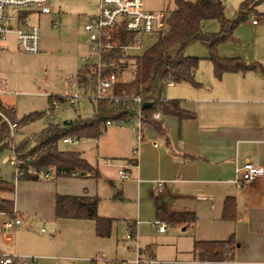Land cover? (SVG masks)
Segmentation results:
<instances>
[{
	"label": "rangeland",
	"instance_id": "1",
	"mask_svg": "<svg viewBox=\"0 0 264 264\" xmlns=\"http://www.w3.org/2000/svg\"><path fill=\"white\" fill-rule=\"evenodd\" d=\"M244 1L246 0H224L226 17L235 19ZM86 2L87 0H71L69 12L76 15L71 17L67 27L63 23L60 27H55L51 16L46 15L40 16L39 22L38 19L30 21L33 25L39 24V54L22 52L15 42L0 51V78L7 81L8 91L15 95L12 100L16 103V113L12 121L21 120L35 112L49 115L52 109L51 100L56 97H65L67 102L54 110V123L64 124L65 121L91 119L95 115L96 101L91 98L92 92L89 91L86 95L84 89L72 82L76 81L73 77L84 67L81 59L89 53V37L84 31L85 21L79 19V16L89 14ZM175 2L176 0H144V9L149 12L163 11L169 16L175 8ZM24 11L26 10H22L21 14L27 16ZM253 20L256 21V26H253ZM204 30L208 33H218L220 26L216 21H209L205 22ZM158 36L141 35L143 48L130 51L129 55L141 56L157 42ZM234 36L235 42L219 47L220 56L244 58L243 55H249L251 59L247 61H258L264 65V0L249 14L248 20L238 26ZM224 49L229 52V56L221 54ZM175 52L176 48L171 50L170 54ZM186 55L201 59L198 77L206 75L207 69L210 71L208 51L202 43H193L187 49ZM129 69H125L121 74V81H130L133 78V72ZM176 89L174 86L164 87L162 97L170 98ZM75 95L79 98L73 99ZM49 122V119L44 117L19 129L27 135L24 139L33 138L40 134ZM129 128L137 130L136 124H131ZM18 138L16 135V144L21 142ZM90 140L99 142V139ZM59 148L62 151L80 152L93 167H97V149L92 142L81 141L80 145H65L61 141ZM12 155V150L0 153V176L15 185V193L5 194L4 197L15 200L16 209L19 210L16 216L21 219L22 224L13 233L12 241L7 244L0 243L1 252L10 253L18 249L49 246L57 242V248L48 252L56 256L52 264H105L110 260L133 261L137 247L149 252L159 261L173 260L175 256L180 255L178 252L190 250L192 247V226L184 231L186 225H168L167 233L156 232V204L154 201H148L145 194L140 195L135 183L120 178L124 162L107 159V165L100 164L99 178L63 177L53 172L49 180L41 178L39 182L19 180L20 182L16 183L15 170L9 163ZM87 174L96 175L94 171ZM84 189L99 198V215L114 220L110 237L99 238L93 221L80 224L84 222L58 219L54 215L52 193L73 194ZM133 227L137 233L136 241L127 240ZM52 237L54 240L50 242Z\"/></svg>",
	"mask_w": 264,
	"mask_h": 264
},
{
	"label": "crops",
	"instance_id": "2",
	"mask_svg": "<svg viewBox=\"0 0 264 264\" xmlns=\"http://www.w3.org/2000/svg\"><path fill=\"white\" fill-rule=\"evenodd\" d=\"M99 2L100 0H87L89 14L79 16V19L86 24L92 16L97 15ZM70 4L71 0H53L52 12L46 16H51L52 23L59 21L58 27L61 23L67 27L71 17L76 15L69 12ZM26 13L29 22L32 19H38L39 22V17L43 15L37 10ZM36 25L39 28V24ZM13 42L18 46L15 34L0 40V51L9 48ZM228 53L225 49L221 51L225 56H229ZM243 57L245 60L251 59L249 55ZM260 64L263 71L227 73L220 79L215 77L211 64L206 75L198 77L197 70L195 80L198 86L175 83L164 76V81H158L147 97L148 100L178 101L188 117L179 118L173 114L161 116L163 132L151 126H143L140 144L137 142V130L129 128L131 125L106 127L103 135L98 138L99 142L84 140L96 146L98 156L97 167L88 162L96 175L83 174V178H99L100 164L107 165V159L120 160L125 163L123 170L131 173V177L123 181L135 183L138 193L145 194L146 199L154 201L156 205L158 197L167 217L175 218L181 214H193L196 217V222L192 225V247L190 250L178 252L180 255L169 261L179 260L190 264H264V177L241 186L235 183L236 170L245 163L264 167V65ZM80 71L81 69L78 73ZM3 81L6 80L0 78V92L8 90L7 81L5 86ZM72 82L76 84L73 80ZM172 86L177 88L175 93L170 98H163L164 87ZM13 96L15 95L0 94V102L4 106L16 107ZM20 129L17 134L18 141L27 137ZM136 148L139 151L137 156L134 155ZM52 175L53 172L48 179L43 176L41 178L49 180ZM158 182L165 183V192L162 195H158L156 191ZM52 195L55 215V199L62 194ZM63 196L96 197L99 202V198L90 195L86 189ZM228 198L235 202L233 220L223 218ZM16 211L19 214V210ZM76 221L84 222L80 224L89 222ZM164 223L167 225L166 231L161 233L156 228L157 233H167L169 224ZM189 227L186 226L184 231ZM231 238L238 244L233 261H199L198 253L194 251L196 241L226 242ZM50 240L52 242L54 238ZM56 245L57 242H53L49 246H34L10 253L0 252L7 255L33 256L37 258V264H52L56 256L48 252L50 249L55 250ZM155 261L154 264L167 262Z\"/></svg>",
	"mask_w": 264,
	"mask_h": 264
},
{
	"label": "trees",
	"instance_id": "3",
	"mask_svg": "<svg viewBox=\"0 0 264 264\" xmlns=\"http://www.w3.org/2000/svg\"><path fill=\"white\" fill-rule=\"evenodd\" d=\"M262 2V0L244 1L235 19L230 20L225 15L224 0H176L175 8L169 14L165 30L159 34L157 42L147 49L141 56H123L113 51L107 52L104 57L106 75L111 73V64L117 63L123 70L133 72L130 81H121L114 85L112 94L118 99V103L109 100H96L95 115L91 119H77L70 124L52 122L56 109L51 100L50 114L30 113L18 120L19 128L44 117L49 119L48 126L33 138H27L16 144L11 140L8 128L5 126L0 132V153L4 150H15L20 159L29 158L26 163L25 174L19 178L23 181H39L47 172H55L58 176L70 177L73 173L78 176L93 171V167L82 157L80 152L62 151L59 143L65 138L75 137L80 141L100 138L105 129L106 122L119 118H134L138 111V105L130 101V98L145 97L154 90L159 77L165 76L175 83H187L198 86L195 80L196 72L201 59L189 57L186 51L195 42L202 43L208 51V60L213 66L217 79L227 73H247L263 71L258 62H249L243 58H224L219 54L222 44L235 42V32L238 26L248 20L249 14ZM26 19V14L21 16ZM216 21L220 26L218 33H208L204 30L205 22ZM135 39V34L119 31L114 36L118 43L126 44ZM176 48L175 54L170 51ZM96 69L84 66L74 77L78 86H84L85 93L94 92V84L91 77L96 76ZM59 104L67 102L65 97L55 98ZM148 99V98H147ZM151 106L143 108V126H151L159 132H163L161 121L154 118L156 112L161 116L177 115L185 118L189 115L181 109L178 101H166L155 99ZM0 108L6 112L4 108ZM12 119L14 114H9ZM18 128V129H19ZM15 193V185L6 182L0 176V213L12 218L18 213L14 199L4 197L5 194ZM157 218L169 225L192 226L196 222L193 214H181L178 217H167L161 203L156 198ZM99 202L96 197H76L58 195L55 199V216L58 219L89 220L95 223L96 235L99 238L111 236L114 220L101 217L98 213ZM236 207L233 199H227L224 206L223 218L233 220ZM238 244L231 238L226 242H199L194 243V251L198 253L201 262L233 261ZM1 264V263H0ZM16 264V263H14Z\"/></svg>",
	"mask_w": 264,
	"mask_h": 264
},
{
	"label": "built area",
	"instance_id": "4",
	"mask_svg": "<svg viewBox=\"0 0 264 264\" xmlns=\"http://www.w3.org/2000/svg\"><path fill=\"white\" fill-rule=\"evenodd\" d=\"M53 0H0V40H4L10 34H15L18 42L19 49L27 54H39L40 49V31L37 25L31 24L28 19H22L21 13L35 9L43 15H50L52 12ZM168 16L163 11H146L144 9V0H100L98 14L92 16L88 22L84 25V31L89 37V53L82 61L84 66H90L96 69V76L91 77V82L94 84V92L91 98L96 100H109L111 102L118 103V99L112 94V88L117 83L121 82V74L124 72L123 67L120 64H111V73L106 75L104 71V57L107 52L113 51L114 53L122 54L123 56H129L130 51L140 50L143 48L141 35H159L166 27V21ZM54 26L59 25V21H53ZM256 24V21H252ZM119 31L135 34V39L126 44L118 43L114 40V36ZM160 82L164 81V76L159 77ZM2 84L5 86L6 81ZM81 89L84 86L79 85ZM0 94L11 96L7 89L2 90ZM87 95V93H85ZM76 95L73 99H77ZM130 101L135 102L138 105V111L134 118L124 119L119 118L116 120H109L106 122V127L111 126H126L131 124L137 125V142L140 144L142 141V109L146 103H152L145 97L130 98ZM73 103V100L71 101ZM52 104L57 108L60 104L53 98ZM0 106L6 110L5 113L0 108V132L3 127H7L10 133L11 140L15 141L18 132V121H12L9 114L16 113V107L13 105L4 106L0 102ZM154 118L160 120L161 114L156 112ZM136 122V123H135ZM65 145L73 144L79 145L81 141L75 137L65 138L62 140ZM12 157L9 159L10 165L15 170L16 183L19 178L25 174L26 163L30 162L29 158L20 159L16 154V151L12 150ZM139 153L138 148L135 149L134 155ZM136 165V164H132ZM128 168L130 166H127ZM237 178L235 183L241 186L245 183L253 182L259 178L264 177V167L254 165L252 163H245L241 167L237 168ZM52 172H47L43 175L45 179L51 176ZM239 175L241 176L239 178ZM77 173H73L72 177H77ZM131 177V173L127 170L120 172V178L127 180ZM180 180V179H179ZM156 191L158 195H162L165 192V183L158 182ZM22 224L21 219L18 216L8 217L4 213H0V243L7 244L12 241L13 233L20 228ZM154 225L161 233L166 231V223L157 220ZM137 233L135 227L132 228L131 233L128 235L127 240H137ZM136 257L133 261H106L105 264H154L156 261L149 254V252L143 250L140 247L136 249ZM1 264H37V258L33 256H19V255H7L0 252ZM162 264H190L185 261H167Z\"/></svg>",
	"mask_w": 264,
	"mask_h": 264
},
{
	"label": "water",
	"instance_id": "5",
	"mask_svg": "<svg viewBox=\"0 0 264 264\" xmlns=\"http://www.w3.org/2000/svg\"><path fill=\"white\" fill-rule=\"evenodd\" d=\"M149 106H151V104H150V103H146V104L144 105V108H147V107H149ZM70 123H72V121H65V122H64L65 125L70 124Z\"/></svg>",
	"mask_w": 264,
	"mask_h": 264
}]
</instances>
